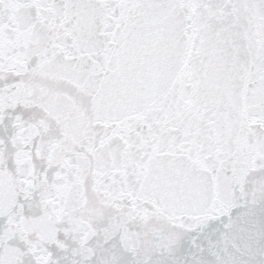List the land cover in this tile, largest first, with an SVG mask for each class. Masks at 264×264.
<instances>
[{
  "label": "snow or ice",
  "instance_id": "snow-or-ice-1",
  "mask_svg": "<svg viewBox=\"0 0 264 264\" xmlns=\"http://www.w3.org/2000/svg\"><path fill=\"white\" fill-rule=\"evenodd\" d=\"M0 264H264V0H0Z\"/></svg>",
  "mask_w": 264,
  "mask_h": 264
}]
</instances>
